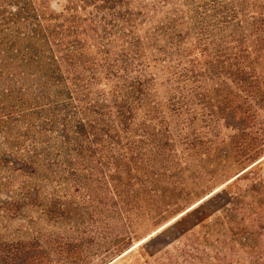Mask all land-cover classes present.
<instances>
[{"label":"trees","instance_id":"obj_1","mask_svg":"<svg viewBox=\"0 0 264 264\" xmlns=\"http://www.w3.org/2000/svg\"><path fill=\"white\" fill-rule=\"evenodd\" d=\"M48 1L0 0V264H149L206 159L264 152V0Z\"/></svg>","mask_w":264,"mask_h":264},{"label":"rangeland","instance_id":"obj_2","mask_svg":"<svg viewBox=\"0 0 264 264\" xmlns=\"http://www.w3.org/2000/svg\"><path fill=\"white\" fill-rule=\"evenodd\" d=\"M56 1H48L50 9ZM233 145L227 141L203 162L204 174L172 217L140 228L132 248L142 247L149 264H264V152L237 165ZM122 255L108 264H137L138 255Z\"/></svg>","mask_w":264,"mask_h":264}]
</instances>
